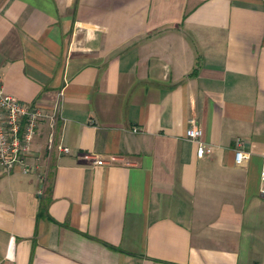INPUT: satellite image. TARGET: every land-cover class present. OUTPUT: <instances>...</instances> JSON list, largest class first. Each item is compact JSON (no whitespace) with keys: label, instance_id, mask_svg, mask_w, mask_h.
Returning <instances> with one entry per match:
<instances>
[{"label":"crops","instance_id":"1","mask_svg":"<svg viewBox=\"0 0 264 264\" xmlns=\"http://www.w3.org/2000/svg\"><path fill=\"white\" fill-rule=\"evenodd\" d=\"M0 80L62 103L0 169V264H264V0H0Z\"/></svg>","mask_w":264,"mask_h":264},{"label":"built area","instance_id":"2","mask_svg":"<svg viewBox=\"0 0 264 264\" xmlns=\"http://www.w3.org/2000/svg\"><path fill=\"white\" fill-rule=\"evenodd\" d=\"M62 103L58 99L54 105L44 110L38 103H26L18 99L16 96L5 91L2 81L0 80V169L9 173L14 168L21 166L24 172L29 171L26 165V159L31 155V144L37 133V129L44 119H49L51 127V135L49 137L48 148H53V136L56 130L58 119L61 115ZM134 130H138L135 128ZM187 138L197 142V156L204 158L210 156L214 148L212 145L204 141V130L196 123H192L186 131ZM237 148L235 149V163L242 165L243 162L250 157V153L242 148L241 139L237 140ZM61 153H70L69 147L59 146ZM86 157H95L87 154ZM112 157L110 161L115 160ZM110 161L100 157H95L97 165H104ZM261 192L264 193V156L262 157ZM44 193V189L40 190Z\"/></svg>","mask_w":264,"mask_h":264},{"label":"trees","instance_id":"3","mask_svg":"<svg viewBox=\"0 0 264 264\" xmlns=\"http://www.w3.org/2000/svg\"><path fill=\"white\" fill-rule=\"evenodd\" d=\"M46 207H47V202L46 203L44 202L43 209H46Z\"/></svg>","mask_w":264,"mask_h":264}]
</instances>
